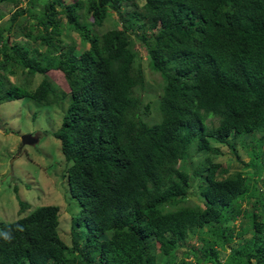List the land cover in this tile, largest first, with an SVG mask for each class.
I'll return each instance as SVG.
<instances>
[{
    "label": "trees",
    "instance_id": "trees-1",
    "mask_svg": "<svg viewBox=\"0 0 264 264\" xmlns=\"http://www.w3.org/2000/svg\"><path fill=\"white\" fill-rule=\"evenodd\" d=\"M25 2L0 18V103L58 101L66 93L46 74L62 73L70 101L52 135L78 210L69 244L55 205L0 221L13 236L0 237V264H189L172 257L203 227L187 251L193 264H218L224 243L243 232L233 231L237 216L251 235L222 264H264V0ZM104 22L110 27L99 32ZM63 30L77 36L79 52ZM134 40L160 79L153 122L141 115L148 102L136 91L144 75ZM16 67L19 84L7 78ZM236 143L248 147L250 184L240 171L189 161ZM193 187L202 206L186 202Z\"/></svg>",
    "mask_w": 264,
    "mask_h": 264
},
{
    "label": "rangeland",
    "instance_id": "rangeland-1",
    "mask_svg": "<svg viewBox=\"0 0 264 264\" xmlns=\"http://www.w3.org/2000/svg\"><path fill=\"white\" fill-rule=\"evenodd\" d=\"M69 2L70 0H64ZM25 0L2 1L0 2V18L7 17L15 8H25ZM38 7V5H36ZM64 20L63 15H61ZM111 22H104L98 31L102 32L110 27ZM61 38L67 44L75 45V50L81 49L77 36L63 30ZM11 40L18 42L27 41L26 44L33 46L30 38L22 35L14 36L11 33ZM78 48V49H77ZM133 48L139 55V61L143 69L144 87L136 90L140 93L142 103L148 102L147 113L141 115L143 119L153 122L156 118V96L160 92V79L156 72L151 71L146 65L144 49L139 41L134 40ZM79 52V51H78ZM47 77L53 82L58 90L66 93L58 101L51 104H41L34 99L23 97L0 103V221L9 222L17 217L27 214L30 210L40 205H55L58 207V234L67 244L70 242V223L76 215L78 205L76 200L68 195L67 183L65 181V169L67 163L60 151L59 140L52 135L61 123L62 114L66 105L70 101L65 80L62 73L57 69L47 72ZM7 78L14 84L22 81L20 68L7 75ZM40 79L39 74L33 75L29 88H34ZM216 123L215 120L212 122ZM24 133H37L38 141L33 145H21L20 136ZM245 140H248L246 137ZM216 152H208L204 155L194 153L189 161L195 168L202 169L208 162H215L222 168H227V172L240 171L248 178V184L254 177L252 166L248 164V147L240 143L235 144L232 152L225 144H215ZM193 184V183H192ZM186 196V202L196 203L202 206L201 197L194 189ZM261 188V185H259ZM252 200V198H251ZM19 201L24 202V210L18 214ZM245 200L241 206H246ZM264 215V213H263ZM247 219L242 216L231 223L233 231L243 230L239 237H234L231 241L225 242L223 248L219 250V262L222 264L225 256L231 249H238L244 239L251 235L250 228L246 226ZM199 234L196 233L188 237L184 244L179 247L173 255L175 262L183 260L193 264L192 255L187 251L190 247H198L200 240L198 237L206 236L204 227L200 228ZM245 229V230H244ZM219 248V247H217ZM183 252L189 254L185 255Z\"/></svg>",
    "mask_w": 264,
    "mask_h": 264
},
{
    "label": "water",
    "instance_id": "water-1",
    "mask_svg": "<svg viewBox=\"0 0 264 264\" xmlns=\"http://www.w3.org/2000/svg\"><path fill=\"white\" fill-rule=\"evenodd\" d=\"M38 141L37 134L24 133L20 136L21 145H33Z\"/></svg>",
    "mask_w": 264,
    "mask_h": 264
},
{
    "label": "clouds",
    "instance_id": "clouds-1",
    "mask_svg": "<svg viewBox=\"0 0 264 264\" xmlns=\"http://www.w3.org/2000/svg\"><path fill=\"white\" fill-rule=\"evenodd\" d=\"M31 134V133H30ZM34 134V133H32ZM37 134V133H35ZM38 135V134H37ZM24 203V202H23ZM19 230H23L22 228H19ZM0 237H2L5 241H11L13 239V236L11 234L10 231H3V232H0Z\"/></svg>",
    "mask_w": 264,
    "mask_h": 264
}]
</instances>
